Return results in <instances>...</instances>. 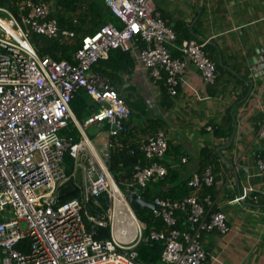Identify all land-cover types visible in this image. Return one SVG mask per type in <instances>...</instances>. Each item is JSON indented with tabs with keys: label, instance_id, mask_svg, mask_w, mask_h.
Segmentation results:
<instances>
[{
	"label": "built area",
	"instance_id": "2783aa9c",
	"mask_svg": "<svg viewBox=\"0 0 264 264\" xmlns=\"http://www.w3.org/2000/svg\"><path fill=\"white\" fill-rule=\"evenodd\" d=\"M7 1L16 4L18 15L0 8L6 14L0 15V264H140L137 248L151 241L163 243L164 264H207L205 234L229 232L221 208L207 196L206 209L197 196L203 187L214 186L213 167L192 173L191 192L182 199L144 198L148 187L169 176V169L156 161L169 149L167 134L158 129L138 143L137 150L151 164H138L133 177L118 182L110 169L111 151L126 148L122 138L130 132L132 110L93 70L113 51L129 52L176 97L190 64L205 84L215 85L218 70L205 50L207 42L186 40L177 46L181 55L174 57L170 47L176 46L178 37L157 13L155 0H104L118 23L109 22L82 37L71 60H57L40 55L31 42L34 36L76 39L50 19L52 4ZM80 91L95 106L83 121L72 110ZM72 124L77 138L65 132ZM95 125L108 134L102 155L86 132ZM258 137L264 139V122ZM67 155L72 168L64 166ZM256 165L264 175V156ZM80 171L83 184L77 179ZM70 181L80 196L63 201L62 188ZM251 190L246 188L235 201L245 200ZM135 194L154 204L153 219L164 229L145 235L147 225L133 209ZM100 229H108L110 237L97 239ZM24 241L26 251L18 248Z\"/></svg>",
	"mask_w": 264,
	"mask_h": 264
},
{
	"label": "crops",
	"instance_id": "0c3cea01",
	"mask_svg": "<svg viewBox=\"0 0 264 264\" xmlns=\"http://www.w3.org/2000/svg\"><path fill=\"white\" fill-rule=\"evenodd\" d=\"M43 1L52 4L50 19L57 24L58 17L73 18L79 24V16L88 14L91 0L77 11L58 5L59 0ZM101 2L105 5L104 0ZM155 5L160 17L177 34L176 46L170 47L174 57L181 55L177 46L186 40L207 42L205 50L218 70L215 85L205 84L199 71L190 64L178 95L172 97L165 83L150 77L137 56L130 53L134 58L130 64L129 59L116 51L93 70L118 90L132 110L126 138L129 145L146 140L158 129L167 134L169 151L165 157H168L161 164L170 173L167 180L150 186L149 195L182 199L191 192L184 183L192 173L213 167L214 186L203 187L197 196L205 206L204 199L210 196L216 208H221L229 232L205 234L202 245L208 253L207 264H264V175L256 165L258 158L264 156V139L258 137L264 122V0H155ZM0 8L18 15L15 3L0 0ZM103 19L118 23L113 15L104 14L100 20ZM87 29V35H92L100 29V23ZM67 31L73 32L76 39L60 37L61 44L80 43L82 35ZM34 37L31 42L40 53L42 47ZM73 53L69 52L70 60ZM62 56L61 52L56 53V58ZM90 105L95 110L92 100ZM133 115L141 116L142 123L135 125ZM99 129L102 131L99 144L104 150L108 134L100 126ZM65 132L71 135L72 130ZM182 158L188 162L183 164ZM77 179L83 184L82 171ZM246 188L252 189L246 199L236 202ZM180 227H186L183 219Z\"/></svg>",
	"mask_w": 264,
	"mask_h": 264
},
{
	"label": "trees",
	"instance_id": "16d2710c",
	"mask_svg": "<svg viewBox=\"0 0 264 264\" xmlns=\"http://www.w3.org/2000/svg\"><path fill=\"white\" fill-rule=\"evenodd\" d=\"M59 1L60 2L58 5L64 6L65 9L71 10V11H77L78 7L81 6L83 3H86L88 0H59ZM89 8L90 10H88L89 12L86 16L76 15V16H79L80 18L79 24L75 23L74 22L75 20L73 18L71 19L68 17H58L57 21H58L60 30H65V29L71 30V31H74L79 37L80 35H82L81 37H83L89 34V31L87 29L88 26L92 25L93 27H96V24L100 23V28H101L106 23H108V20L106 19L100 20L104 14L112 15L110 10L106 8V6L101 2V0H91ZM34 40L39 46L42 47V49L40 50V55L42 56L47 55L57 60H61L62 58L70 60L68 56L69 52H75L80 44L78 43L77 45H74V46H68V45L61 44L58 38L57 39H47V38L39 37V36H35ZM58 52H61L63 54L61 58H58V57L56 58V53ZM116 52L120 53V55L122 56H125V58L129 59L130 64L131 63L133 64L134 58L132 57L130 53L121 52V50H116ZM112 56L113 54L110 55L109 59ZM164 95H166V90L164 92ZM90 100L92 99L89 96H87L84 91H80L79 94L75 96L72 102V108L78 119L83 121L90 114H93V112L95 111V110H92V106L90 105ZM70 130H72L70 134L74 136L75 138H77L79 135L77 128H73V126H71ZM122 142H124L126 148L124 149L115 148L111 151L110 169L113 173L114 178L118 182L124 180L123 176L131 173L138 164H140L141 166H147L151 164V162L146 159L144 154L139 153V151L137 150L138 144L129 145L126 140ZM128 145L130 146V148L127 147ZM132 150H134V154H131ZM164 157L161 158V160L156 159V161L161 163ZM66 161L69 167L72 168L73 160L70 158L69 155L66 156ZM120 165H122V167H120ZM184 186L187 187L188 182L184 183ZM150 189L151 188L148 187V189L144 193V198L151 200L153 197L152 195H149ZM187 190L190 191L189 187L187 188ZM79 196H80L79 190L74 188V184L71 181L68 182L66 186L62 188V200L63 201L71 200ZM135 213L137 217L147 225V230L145 232L146 236L149 234V231L151 229H155V230L162 229L163 223L159 220L153 219L152 211L150 209L143 208L141 210H135ZM107 237L108 238L110 237L109 230L100 229L96 238L102 239V238H107ZM18 248L26 251L28 249L27 241H24L22 244H20ZM137 250H138L137 261L140 264H164L162 261V253L164 251L163 243L155 242V241H151L149 243H141L138 246Z\"/></svg>",
	"mask_w": 264,
	"mask_h": 264
},
{
	"label": "rangeland",
	"instance_id": "374dc122",
	"mask_svg": "<svg viewBox=\"0 0 264 264\" xmlns=\"http://www.w3.org/2000/svg\"><path fill=\"white\" fill-rule=\"evenodd\" d=\"M4 6H6V5H4ZM0 15L5 16L4 14H0ZM132 118H133V123L135 125H139L138 123H140V122L142 123V121H140V120H143V118L141 116L133 115ZM141 126H142V124H141ZM86 132H87L88 136L90 137V139H92V142H93L94 146L96 147L97 151L102 155L104 150H102V148L99 144V140H100L99 138H100L101 133H102V131H100V129H99V126L98 125L92 126L90 129H87ZM126 138H127V136L123 137L122 140L124 141V140H126ZM170 154H172V152H170ZM167 157L168 156H166L165 158H167ZM64 166L68 167L67 161H66ZM153 188H154V186L152 187V189ZM23 228H25L24 224H23Z\"/></svg>",
	"mask_w": 264,
	"mask_h": 264
},
{
	"label": "water",
	"instance_id": "95a60500",
	"mask_svg": "<svg viewBox=\"0 0 264 264\" xmlns=\"http://www.w3.org/2000/svg\"><path fill=\"white\" fill-rule=\"evenodd\" d=\"M136 173H137V171L133 170L131 173L127 174L123 178L124 179H130ZM103 199L107 200L108 199V195L107 194L103 195ZM132 200L134 201V204H133V209L134 210H141L143 208H148L150 210H154V208H155V206H154V204L152 202L139 198V196L137 194H135L132 197Z\"/></svg>",
	"mask_w": 264,
	"mask_h": 264
},
{
	"label": "clouds",
	"instance_id": "9594fccd",
	"mask_svg": "<svg viewBox=\"0 0 264 264\" xmlns=\"http://www.w3.org/2000/svg\"><path fill=\"white\" fill-rule=\"evenodd\" d=\"M73 110V109H72ZM76 116V115H75ZM77 118V117H76ZM88 118V117H87ZM78 119V118H77ZM79 120V119H78ZM79 121H81V120H79ZM100 126V125H99ZM101 127V126H100ZM90 129V128H89ZM157 131V130H156ZM155 131V132H156ZM89 137V136H88ZM89 139H90V137H89ZM90 141L92 142V139H90ZM93 143V142H92Z\"/></svg>",
	"mask_w": 264,
	"mask_h": 264
},
{
	"label": "bare ground",
	"instance_id": "6f19581e",
	"mask_svg": "<svg viewBox=\"0 0 264 264\" xmlns=\"http://www.w3.org/2000/svg\"><path fill=\"white\" fill-rule=\"evenodd\" d=\"M121 203H122V200H120V201L118 202V205H121Z\"/></svg>",
	"mask_w": 264,
	"mask_h": 264
}]
</instances>
